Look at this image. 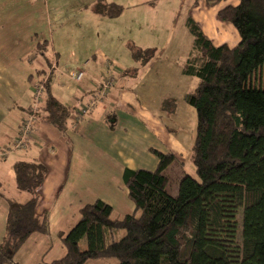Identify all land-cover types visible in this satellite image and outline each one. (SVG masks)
I'll list each match as a JSON object with an SVG mask.
<instances>
[{
	"label": "crops",
	"instance_id": "0c3cea01",
	"mask_svg": "<svg viewBox=\"0 0 264 264\" xmlns=\"http://www.w3.org/2000/svg\"><path fill=\"white\" fill-rule=\"evenodd\" d=\"M48 2L0 0V153L7 152L0 157V171L11 177L8 184L16 186L17 194L8 197L0 189V246L6 237L8 201L31 198L17 187L14 167L19 162L47 167L36 212L48 213L50 225L65 192L77 196L84 187H116L126 169L155 171L156 152L172 154L180 168L191 164L198 118L185 98L197 80L183 73L194 41L187 19L199 24L215 47L233 49L241 43L235 27L219 18L221 10L239 6L240 0L214 5L209 0H59L54 11ZM98 4L120 6L122 13L114 18L101 14L95 10ZM39 44H44L47 58L39 55ZM138 51L143 53L139 59ZM78 70L85 73L81 82L70 77ZM108 75L115 82L106 99L76 123L80 108ZM34 79L48 81L43 104L50 93L72 115L62 132L37 112L30 142L25 149L12 150L31 115ZM183 173L182 178L188 176ZM85 178L90 181L81 180ZM80 201L78 210L86 205ZM71 224L61 222L54 236L31 235L15 264H50L63 258L66 251L58 236L67 234ZM54 251L58 256H52Z\"/></svg>",
	"mask_w": 264,
	"mask_h": 264
},
{
	"label": "trees",
	"instance_id": "16d2710c",
	"mask_svg": "<svg viewBox=\"0 0 264 264\" xmlns=\"http://www.w3.org/2000/svg\"><path fill=\"white\" fill-rule=\"evenodd\" d=\"M95 10L112 18L122 13L116 5L98 4ZM219 18L237 30V47H215L199 24L191 18L186 22L194 41L183 73L195 78L197 86L185 100L198 118L191 153L198 179L185 176L178 195L172 196L165 174L176 160L172 154L156 152L155 171L126 169L123 183L134 213L115 220L113 207L103 200L84 205L76 225L67 234L59 233L66 254L50 264H87L101 258H114L119 264H264V87L253 82L264 69V0H240L239 6L221 10ZM37 49L47 58L44 44ZM141 56L135 53L137 59ZM48 85L47 81L45 93ZM45 93L36 110L33 100L30 114L42 113L64 132L71 109L50 93L43 104ZM14 170L18 189L31 198L26 203L8 201L0 264H15L31 235L52 236L48 213L36 212L47 167L19 162ZM235 210L243 212L240 247L227 235ZM120 232L125 233L121 239ZM84 240L86 250L81 246Z\"/></svg>",
	"mask_w": 264,
	"mask_h": 264
},
{
	"label": "rangeland",
	"instance_id": "374dc122",
	"mask_svg": "<svg viewBox=\"0 0 264 264\" xmlns=\"http://www.w3.org/2000/svg\"><path fill=\"white\" fill-rule=\"evenodd\" d=\"M61 1H66V0H61ZM59 4H60L59 0H50V2H48V6L49 5L51 6L52 11H54L53 7L58 6ZM253 82L256 86L264 87V69L259 74H257ZM184 138L186 139V142H188L187 144H189L187 134L184 135ZM192 169H194L192 163L190 164L189 162H187L186 167L184 169L182 167L180 168V166L174 163L171 165V168H169L165 172V174L169 178V185L167 187V190L172 196L176 197L178 195V184L182 179V176H184L183 172H185L188 176L194 179H198L196 172L195 171L192 172ZM10 179L11 177L9 178V176L6 174V171L5 172L4 170L0 171V182H2L0 184V189H3L6 196L11 197L13 195L14 198H16L17 197V194H15L16 186L14 184L13 185L8 184V181ZM78 180L79 179H77V181ZM81 180L88 182L90 181L86 178ZM71 181H73L72 177L70 178L69 182ZM115 186L116 187L110 185V189H90L84 187L80 193H76L78 194L77 196H74V193L65 192V194H63L62 196L63 200L65 199V201L63 202L65 205L63 204L62 208L58 207L61 211L57 210V212L52 213L53 221H51V225L49 228L50 232H53L52 235L53 236L56 235L55 232L60 228L61 222L67 221V219L69 221L72 220V224L68 225L67 227L69 228V230H71L75 226V224L78 222L80 218V214L78 210L80 200H81L80 204L93 203L97 199L103 200L104 202L108 203L110 206L113 207L112 219L115 220H121L126 215L134 213L135 206L133 202L130 200L128 195V190L125 188L123 182L119 181L118 183H115ZM65 189H67V187ZM76 200H78V202H76ZM234 212L235 213L230 214L231 216H233V218L230 219V223L228 224L229 228L227 230V235L231 237L233 236L232 241L234 242L235 247H240L241 235H242L243 212L242 210H235ZM124 235H125L124 232H120L118 238L121 239L124 237ZM54 243L57 245L58 240L55 239ZM81 246H82V250L87 249V243L85 240L84 242L81 243ZM57 254H59V251H54L52 253V256H58ZM50 256L47 257V259H50L51 258ZM87 264H119V262L114 258H101L98 260H91Z\"/></svg>",
	"mask_w": 264,
	"mask_h": 264
},
{
	"label": "built area",
	"instance_id": "2783aa9c",
	"mask_svg": "<svg viewBox=\"0 0 264 264\" xmlns=\"http://www.w3.org/2000/svg\"><path fill=\"white\" fill-rule=\"evenodd\" d=\"M85 76L84 71L78 70L73 73H71V78L75 80L76 82H81ZM47 82V79L40 80V79H34L32 82L33 92H34V108L37 109V106L41 103V100L43 98V95L45 93V84ZM114 77L112 75H108L105 77L103 81L99 84V92L97 96L92 100V103L88 105L87 107H84L82 111L78 114L76 117V123L80 121V118L87 114L91 108L95 107L97 103L100 101H104L110 92V90L114 86ZM36 112H33L26 120L23 121L20 132H19V138L17 141L13 144L12 150H21L25 149L28 142L31 140V134L32 130L34 128V125L36 123ZM7 152L0 153V157H5Z\"/></svg>",
	"mask_w": 264,
	"mask_h": 264
}]
</instances>
